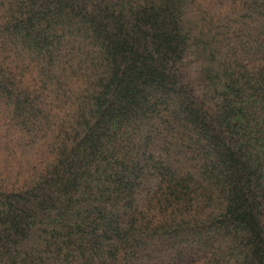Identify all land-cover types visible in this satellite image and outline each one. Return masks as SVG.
Masks as SVG:
<instances>
[{
	"label": "trees",
	"instance_id": "trees-1",
	"mask_svg": "<svg viewBox=\"0 0 264 264\" xmlns=\"http://www.w3.org/2000/svg\"><path fill=\"white\" fill-rule=\"evenodd\" d=\"M0 264H264V0H0Z\"/></svg>",
	"mask_w": 264,
	"mask_h": 264
}]
</instances>
